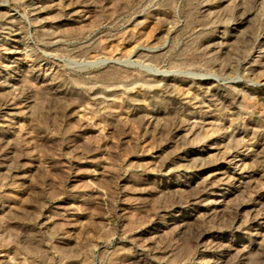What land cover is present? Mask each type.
I'll list each match as a JSON object with an SVG mask.
<instances>
[{
	"label": "rangeland",
	"instance_id": "1",
	"mask_svg": "<svg viewBox=\"0 0 264 264\" xmlns=\"http://www.w3.org/2000/svg\"><path fill=\"white\" fill-rule=\"evenodd\" d=\"M0 264H264V0H0Z\"/></svg>",
	"mask_w": 264,
	"mask_h": 264
},
{
	"label": "bare ground",
	"instance_id": "2",
	"mask_svg": "<svg viewBox=\"0 0 264 264\" xmlns=\"http://www.w3.org/2000/svg\"><path fill=\"white\" fill-rule=\"evenodd\" d=\"M87 65V64H86Z\"/></svg>",
	"mask_w": 264,
	"mask_h": 264
}]
</instances>
